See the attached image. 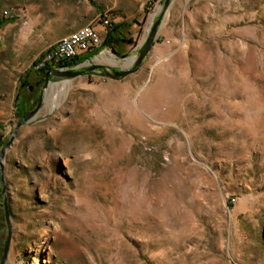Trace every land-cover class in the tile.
I'll return each mask as SVG.
<instances>
[{
	"label": "rangeland",
	"instance_id": "obj_1",
	"mask_svg": "<svg viewBox=\"0 0 264 264\" xmlns=\"http://www.w3.org/2000/svg\"><path fill=\"white\" fill-rule=\"evenodd\" d=\"M162 1L0 0L5 264H264V0H171L122 78L32 70L103 12L126 42L71 71L131 68Z\"/></svg>",
	"mask_w": 264,
	"mask_h": 264
},
{
	"label": "water",
	"instance_id": "obj_2",
	"mask_svg": "<svg viewBox=\"0 0 264 264\" xmlns=\"http://www.w3.org/2000/svg\"><path fill=\"white\" fill-rule=\"evenodd\" d=\"M171 0H163L162 1V10L159 13V15L157 16V18L155 19V21L151 24L150 29L148 31V34L145 38V40L143 41L137 57L135 58L132 67L131 68H127V69H121V70H111V71H106L105 68L100 65V64H92L90 65L88 68L85 69V71H89L91 69H101L104 71L103 75L110 77V78H122L126 75H128L129 73L134 72L142 63V61L145 59L146 55L148 54V51L150 50L151 46H152V42L156 36L158 27L160 25V21L161 18L163 16V12L166 10V8L169 6ZM81 75L80 71H71V70H52L50 71L47 75L46 78L44 80V84L42 86V88H44V86L47 83V79L49 76H58V77H67V78H71V77H76ZM42 102V91H40L39 96H38V100L35 104V106L29 110L26 111L20 118L19 122L17 123V126L14 130V132L12 133V135L15 133L17 127L24 121L28 120L29 118H31L33 115H35V113L38 111V109L40 108ZM10 140L5 144V146L3 147V149L0 152V158L3 156L4 154V149L9 145ZM0 175H1V180H2V167L0 166ZM3 211H4V217H5V223H6V236H5V241L2 247V251H1V256H0V264H5L6 262V258H7V254H8V249H9V244H10V239H11V229H10V222H9V212H8V207H7V202L6 199L3 195Z\"/></svg>",
	"mask_w": 264,
	"mask_h": 264
},
{
	"label": "built area",
	"instance_id": "obj_3",
	"mask_svg": "<svg viewBox=\"0 0 264 264\" xmlns=\"http://www.w3.org/2000/svg\"><path fill=\"white\" fill-rule=\"evenodd\" d=\"M159 2L160 0H155ZM100 26L101 31L106 33L111 26L110 18L106 13L98 14L92 21L90 27L80 30L72 39L56 42L53 49L44 54L43 58L37 63V67L43 66L45 62H58L61 60H71L80 57L87 52L101 48L103 38L96 29ZM85 61H88L85 60ZM78 66L75 65L72 68ZM58 70H67V67H59Z\"/></svg>",
	"mask_w": 264,
	"mask_h": 264
},
{
	"label": "trees",
	"instance_id": "obj_4",
	"mask_svg": "<svg viewBox=\"0 0 264 264\" xmlns=\"http://www.w3.org/2000/svg\"><path fill=\"white\" fill-rule=\"evenodd\" d=\"M123 42H126V39L123 37L122 25L115 24L111 25L106 35L103 38L102 46H106L113 51H117V47ZM101 46V47H102ZM97 50H92L87 52L86 54L77 57L71 60H61L56 63L50 61L45 62L43 66L37 67V60L33 62L32 70L35 73H39L41 76H46L50 71L55 70L59 67H67L69 70H72V67L84 62L87 59H90L93 55L97 53ZM2 251V247H0V252Z\"/></svg>",
	"mask_w": 264,
	"mask_h": 264
},
{
	"label": "bare ground",
	"instance_id": "obj_5",
	"mask_svg": "<svg viewBox=\"0 0 264 264\" xmlns=\"http://www.w3.org/2000/svg\"><path fill=\"white\" fill-rule=\"evenodd\" d=\"M91 24H87L75 31H72L70 33H68L67 35L61 37L60 39L57 40V42H62V41H65L66 39H72L80 30L82 29H87L88 27H90ZM69 86V85H68Z\"/></svg>",
	"mask_w": 264,
	"mask_h": 264
},
{
	"label": "flooded vegetation",
	"instance_id": "obj_6",
	"mask_svg": "<svg viewBox=\"0 0 264 264\" xmlns=\"http://www.w3.org/2000/svg\"><path fill=\"white\" fill-rule=\"evenodd\" d=\"M80 64H81V63H80ZM78 66H79V64H78ZM85 69H86V68H84V67H79L76 71H80L81 74H82V73L85 72Z\"/></svg>",
	"mask_w": 264,
	"mask_h": 264
},
{
	"label": "crops",
	"instance_id": "obj_7",
	"mask_svg": "<svg viewBox=\"0 0 264 264\" xmlns=\"http://www.w3.org/2000/svg\"><path fill=\"white\" fill-rule=\"evenodd\" d=\"M96 29L100 32V33H103L102 31H101V28H100V26H96ZM102 38H104V36L102 35Z\"/></svg>",
	"mask_w": 264,
	"mask_h": 264
}]
</instances>
